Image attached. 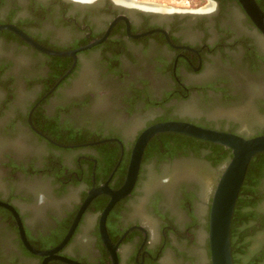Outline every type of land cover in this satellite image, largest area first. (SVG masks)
I'll use <instances>...</instances> for the list:
<instances>
[{
  "label": "flooded vegetation",
  "instance_id": "1",
  "mask_svg": "<svg viewBox=\"0 0 264 264\" xmlns=\"http://www.w3.org/2000/svg\"><path fill=\"white\" fill-rule=\"evenodd\" d=\"M256 2L264 11V0ZM0 26H9L0 30V201L20 219L0 206V264H44L47 256L28 248L21 226L31 248L55 249L91 190L123 186L134 143L152 124L184 121L264 135V128L248 134L217 117L241 99L233 62L264 74V36L238 0L180 8L135 0H0ZM83 80L90 83L80 89ZM84 136L110 145L76 143ZM149 143L131 194L106 217L108 244L100 222L111 197L103 193L55 254L62 259L46 264H212L210 206L225 166L207 161L221 173L206 206L196 180L156 190L164 202L155 208L162 225L153 240L137 219L152 197L140 191L149 170L204 154L172 145L148 151ZM256 166L264 197V156ZM177 205L189 219L183 229L176 226Z\"/></svg>",
  "mask_w": 264,
  "mask_h": 264
},
{
  "label": "water",
  "instance_id": "2",
  "mask_svg": "<svg viewBox=\"0 0 264 264\" xmlns=\"http://www.w3.org/2000/svg\"><path fill=\"white\" fill-rule=\"evenodd\" d=\"M238 1L255 27L264 36V11L258 5L256 0ZM8 27L9 26H0V30ZM162 133H175L188 136L205 142L221 145L232 151V158L223 168L222 174L213 192L209 214L208 238L211 263L234 264L231 247V225L234 209L249 164L256 155L264 152V135L244 137L232 132L206 128L184 121L159 122L145 128L136 139L132 148L127 176L123 186L119 190H111L106 185L91 190L81 206L68 234L55 249L51 251H37L31 248L26 242L25 233L21 226V236L28 248L37 255L47 256L44 264L51 259H62L55 254L59 252L71 238L85 208L90 204L94 197L103 193L108 194L111 197V201L103 212L100 222L102 238L108 244L109 239L105 228L106 217L117 201H120L131 194L138 179L142 157L147 144L154 136ZM107 141L109 140H100L87 145H96ZM0 206L9 208L20 222L18 214L11 206L2 203L1 201ZM69 263L78 264L76 262Z\"/></svg>",
  "mask_w": 264,
  "mask_h": 264
},
{
  "label": "rangeland",
  "instance_id": "3",
  "mask_svg": "<svg viewBox=\"0 0 264 264\" xmlns=\"http://www.w3.org/2000/svg\"><path fill=\"white\" fill-rule=\"evenodd\" d=\"M143 2L180 8L183 6H193L197 0H135V4H142ZM231 66L233 67L232 73L241 99L236 102L235 107L219 110L220 114L217 117L222 118V122L237 123L245 133L249 134L258 131L264 128V113H262V109L264 108V74L260 71L250 72L245 65H241L237 61L233 62ZM89 83V81L83 80L80 89H83ZM177 168L170 167L164 170H157L155 167H151L148 173V179L141 185L140 191L145 194V198H149V194L152 197L145 199L146 206L142 207L141 214L137 216V219L148 227L153 240L159 239L162 225L161 220L154 215L155 208L159 203L162 205V202H164L162 199V202L160 200L161 197H164V194L159 198L157 189L161 187L168 188L171 183L172 186H175L174 184L180 182L182 179L189 181L190 179L196 180L200 184V187H202L200 196L202 204H206L210 199L211 191L215 187L216 180L221 173V170L219 172L218 170H211L209 163L201 158L200 160L193 159L191 161H185L184 163L182 162L178 164ZM166 178L169 179V182L164 185L162 180ZM205 206L202 211L206 218L209 211ZM175 209L180 215V221L178 220L176 222V226L178 229H183L189 219L181 209V206L177 205ZM261 210L264 214V204ZM250 230L252 236L248 239L249 248L247 250V256L243 261L244 263H248L252 258L261 253V250L264 248V225L261 226L260 223L253 222L250 225ZM261 264H264V262Z\"/></svg>",
  "mask_w": 264,
  "mask_h": 264
},
{
  "label": "trees",
  "instance_id": "4",
  "mask_svg": "<svg viewBox=\"0 0 264 264\" xmlns=\"http://www.w3.org/2000/svg\"><path fill=\"white\" fill-rule=\"evenodd\" d=\"M103 139L104 137L98 139L84 136L82 140L76 143H90ZM109 145L110 144L104 143L95 148L103 150ZM170 145L178 148L180 151L194 152L195 155L204 154L202 157L215 166H225L232 158V151L228 148L175 133H163L154 136L147 150L150 151L158 146ZM263 156L264 152L256 155L249 164L246 180L242 186L234 209L231 225V247L234 264H261L264 262V248L261 250V253L252 258L248 263L243 262L249 248L248 239L252 236L250 230L251 223L257 222L260 223L261 226L264 225V214L260 209L264 197L259 191L258 186H256L259 182L256 178L258 174H260V167L256 166V163L257 160Z\"/></svg>",
  "mask_w": 264,
  "mask_h": 264
}]
</instances>
